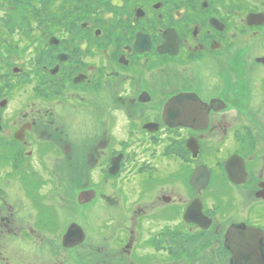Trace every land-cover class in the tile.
Returning <instances> with one entry per match:
<instances>
[{
	"label": "flooded vegetation",
	"instance_id": "obj_1",
	"mask_svg": "<svg viewBox=\"0 0 264 264\" xmlns=\"http://www.w3.org/2000/svg\"><path fill=\"white\" fill-rule=\"evenodd\" d=\"M252 229L264 0H0V264H251Z\"/></svg>",
	"mask_w": 264,
	"mask_h": 264
},
{
	"label": "water",
	"instance_id": "obj_2",
	"mask_svg": "<svg viewBox=\"0 0 264 264\" xmlns=\"http://www.w3.org/2000/svg\"><path fill=\"white\" fill-rule=\"evenodd\" d=\"M185 102V96L183 94H180V95H177L175 96L171 101H170V106L175 104V103H184ZM195 102V101H193ZM195 103H199V101H196ZM203 109H200V104L197 105V109H187V125H192L193 121H203L205 120L206 118V112L205 110L202 111ZM181 119L183 120L184 117L182 116ZM184 123V122H183ZM200 175L202 176V173H200V171H197L194 175H193V182H196L198 181V178H199V182H201V177ZM204 181H202L203 183ZM190 208H194V206H190ZM187 212H190L191 209ZM188 215V213H187ZM76 230V227L75 225L74 226H71V228L68 230V232L66 233L65 237H64V240H65V243L66 241H69L72 239V232ZM233 232V231H232ZM235 233V231H234ZM233 233V234H234ZM254 234H255V237H254ZM264 236V231L261 230V229H252V231L250 232L249 234V239H256L257 240V243H255V245L253 247H248V249L251 251L250 253H247V254H244L242 252L240 253H237V252H234V259H242V258H245L246 260H249V263H254V264H264V258L262 256V253H261V250H260V245L258 243V240H260L262 237Z\"/></svg>",
	"mask_w": 264,
	"mask_h": 264
},
{
	"label": "rangeland",
	"instance_id": "obj_3",
	"mask_svg": "<svg viewBox=\"0 0 264 264\" xmlns=\"http://www.w3.org/2000/svg\"><path fill=\"white\" fill-rule=\"evenodd\" d=\"M77 205H72L64 209V219L69 220L76 216L80 222H82L85 227L88 229L89 227V219L87 217V213L83 211L82 208H78Z\"/></svg>",
	"mask_w": 264,
	"mask_h": 264
}]
</instances>
